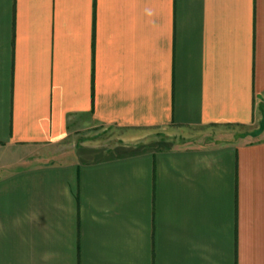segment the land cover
<instances>
[{"label": "crops", "instance_id": "1", "mask_svg": "<svg viewBox=\"0 0 264 264\" xmlns=\"http://www.w3.org/2000/svg\"><path fill=\"white\" fill-rule=\"evenodd\" d=\"M0 264H264V0H0Z\"/></svg>", "mask_w": 264, "mask_h": 264}, {"label": "rangeland", "instance_id": "2", "mask_svg": "<svg viewBox=\"0 0 264 264\" xmlns=\"http://www.w3.org/2000/svg\"><path fill=\"white\" fill-rule=\"evenodd\" d=\"M201 135L198 137L195 136L191 138L194 142L193 144H204L208 143V141L216 140V138L213 137L214 135ZM117 136L118 135L115 129L111 127L93 124L87 128H84L72 134L70 138H68L63 144H61L60 147L48 146L41 149L28 150L13 148L11 150V156L13 158H21L22 160L17 165H13V169L18 166L49 162L52 160V158H54L53 156L55 154H58V152H60L61 156L71 155V152L73 151L74 147L80 146L84 143L99 144L103 146L114 144L119 142Z\"/></svg>", "mask_w": 264, "mask_h": 264}]
</instances>
